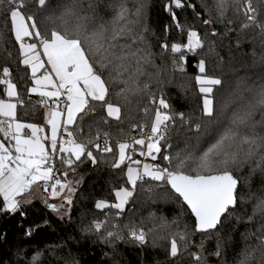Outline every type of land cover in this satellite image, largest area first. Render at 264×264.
<instances>
[{"label":"snow or ice","instance_id":"obj_1","mask_svg":"<svg viewBox=\"0 0 264 264\" xmlns=\"http://www.w3.org/2000/svg\"><path fill=\"white\" fill-rule=\"evenodd\" d=\"M35 3L42 14L39 20L36 15L20 10L23 0H0V4L8 6L5 16L18 45L20 63L30 69L34 86L29 87L28 92L37 94L41 103L50 100L55 107L51 109L47 121L50 136L40 135L44 129L36 124L20 122L17 106H22L25 101L18 96L10 68L5 66L0 69V85L6 86L3 91L8 97L7 100L0 99V135L3 137L0 140V212L19 211L22 201L18 197L40 182H43L44 191L51 187V194L55 197L68 187L61 176L66 178L69 170L74 171L75 162L82 163L84 159L95 165L98 163L95 152H99L101 156L113 154V168L126 166V184L131 188L120 187L114 193L115 203L99 201L95 205L97 209L114 208L118 219L138 182L147 178L159 182L155 187L167 185L170 192L190 208L196 218L197 231L208 233L216 229L222 223V217L230 214L238 204L239 181L229 166L247 160H256L257 166L264 164V85L255 90L237 85L236 91L218 106L217 93L223 89L224 82L210 76L206 61L200 59L197 65L200 75L195 80L202 95L201 113L208 118L206 121L193 126L183 113L171 112V105L165 99L148 92L150 103L155 106L150 131L145 132L149 125H140L139 137L117 141L115 146L109 143L107 133H104L103 144L96 142L100 140L99 128L95 138L91 133L87 139L78 137L77 134L82 131L81 122L95 111L97 105L105 109L108 117L120 120L121 108L111 102L110 83L123 85L117 95L125 99L128 94L135 95L148 89V83L142 82L140 77L145 74L143 65L148 62L151 53L141 47L142 33L134 27L138 19H130V16L139 18L140 10L129 12L121 3L119 8L114 9L110 22L97 24L89 23V17L76 0H67L58 16H48L47 19L43 18V14L52 0H35ZM232 3L239 4V0H232ZM228 6L229 0H216L214 7L220 19L225 17ZM185 7L194 6L186 0H170L166 10L171 13L181 35H186L187 43L174 42L161 46L172 53H180V60L184 63L187 62L185 53L198 55L197 49L204 47L198 32H185L179 22L175 9ZM244 15L246 22L242 27H255L264 37V21L258 20L250 0ZM202 23L210 24L212 21L203 20ZM212 34L216 35L215 32ZM173 66L184 70L175 60ZM245 91L250 95L246 96ZM257 111L259 121L253 119ZM144 112L147 114L149 108L145 107ZM177 118L181 125L187 126L188 131L195 133L189 139H195L196 145L172 154L169 151L172 145L167 142L166 134L176 125ZM88 127L91 129L93 125ZM25 130H29L30 134ZM4 141H7V146ZM44 141L49 142L47 147ZM136 152L152 161L163 160L167 166L144 163L141 167V160L133 159ZM56 159L65 166L62 173L55 167ZM126 161L130 163L126 164ZM151 192L152 188H149ZM65 199L69 204L72 202L71 197ZM51 207L55 209V205ZM256 211L264 212V199L260 200L254 214ZM123 228L127 229L131 240L139 244L146 242L147 232L143 227L129 223ZM88 230L99 233L108 243L112 239L125 238L116 220L108 218L93 221ZM259 240L258 249H245L238 264H249L257 250L264 258V236ZM181 244L187 250L186 234H172L170 256L175 258L180 254ZM190 255L195 264H204L201 252ZM215 255L219 256L220 252ZM66 264L73 262L66 261Z\"/></svg>","mask_w":264,"mask_h":264},{"label":"trees","instance_id":"obj_2","mask_svg":"<svg viewBox=\"0 0 264 264\" xmlns=\"http://www.w3.org/2000/svg\"><path fill=\"white\" fill-rule=\"evenodd\" d=\"M76 2L89 17V23L97 24L110 22L114 17V9L119 8L121 3L129 12L134 13L139 9V18L130 16V19H138L134 27L142 33L141 47L151 53L148 62L143 65L145 74L140 77L142 82L148 83L147 91L128 94L125 99L117 95L123 85L110 83L111 102L121 108L120 120L108 117L105 109L97 105L95 111L81 122L82 131L77 134L78 137L87 139L91 133L95 138L97 128L100 130V140L96 142L101 144L104 133L108 134L109 143L113 146L117 141L130 139L132 135L139 137V126L149 125L146 132L154 119L155 106L150 103L148 92L165 99L171 105V112L183 113L193 126L206 121L208 118L201 113L202 95L195 80L200 59L206 61L210 76L224 82L223 89L217 93L218 106L236 91L237 85L253 90L264 85V37L255 27H242L246 22L244 9L249 0H239V4L229 0L223 19L219 18L215 10L216 0H186L194 7L175 9L179 22L185 26V32L194 29L204 44L202 49H197L198 55L185 53L186 63L180 60V53H172L170 49L161 47L174 42L187 43L186 35H181L171 13L166 10L170 0ZM250 2L256 9L258 20L264 21V0ZM65 3L67 0H52L43 18L58 16ZM7 7L6 4H0V69L5 66L10 68L19 98L25 101L18 107V120L42 125L45 110L41 98L28 92V88L33 86L30 69L20 63L18 45L14 42L10 22L5 16ZM20 10L25 14L36 15L38 20L42 18L35 0H23ZM203 20H211L212 23L204 24ZM173 60L184 70L174 67ZM5 87L0 85V99L6 98L3 91ZM245 95L250 93L245 91ZM145 107L149 108L147 114L144 112ZM253 119L260 120L259 111ZM89 124L93 125L91 129ZM166 135L167 142L172 145L169 150L172 154L196 145L195 139H189L195 133L188 131L186 125H181L178 118L176 125ZM96 156L98 163L95 165L84 159L82 163L75 162L73 165L75 174L69 170L67 177L76 175L79 179L83 178L81 187L76 188L69 216H56L41 200L21 207L14 213L0 212V264H66V261L73 264H195L190 255L192 252H201L204 264H238L245 249H258L259 237L264 236V212L256 211L254 214L259 203L257 201L248 206H244L243 202L254 195L257 199H264V164L257 166L256 160H247L229 166L240 182L238 205L223 218L216 230L202 233L196 230L195 219L188 208L170 192L168 186L155 187L159 182L147 178L143 183H138L134 196L118 219L114 208L97 209L95 205L100 200L115 203V191L127 184L125 170L111 166L114 159L107 163L99 160L113 158V154L101 156V153L96 152ZM138 157L136 153L133 154V159ZM55 162L56 169L62 173L65 166L57 159ZM157 162L167 166L163 160L158 159ZM67 177L61 176V179L67 180ZM149 188H152L151 193ZM105 218L116 220L124 239H112L108 243L99 233L88 230L93 221ZM129 223L139 225L147 232L144 244L128 238L123 225ZM176 232L186 234L187 250L181 244V252L174 258L169 254V241ZM217 251L220 252L219 256L215 255ZM249 264H264L259 250Z\"/></svg>","mask_w":264,"mask_h":264},{"label":"rangeland","instance_id":"obj_3","mask_svg":"<svg viewBox=\"0 0 264 264\" xmlns=\"http://www.w3.org/2000/svg\"><path fill=\"white\" fill-rule=\"evenodd\" d=\"M185 27V26H184ZM187 29V28H186ZM189 29H187L188 31ZM190 30H194V29H190ZM198 75H200V73H198ZM18 92V90H17ZM18 96H19V93H18ZM8 97L6 95V98L5 100H7ZM13 102H15V99L13 100ZM19 105L17 106V113H18V108ZM113 118V117H112ZM18 119V118H17ZM20 121V120H19ZM22 123H27V122H23V121H20ZM38 127H41L44 129V132L41 133L40 135H46V130H45V127L44 126H41L40 124H36ZM150 131V129L146 130V132ZM26 133L30 134V131L29 130H25ZM133 136V135H132ZM132 138V137H131ZM3 137L2 135H0V140H2ZM4 143L6 144L7 146V141H4ZM14 143V142H13ZM46 147L48 146L47 145V141H44ZM138 149V148H137ZM96 154V152H95ZM136 155L138 156V152H136ZM74 159V158H73ZM113 160V158H100L99 160L103 161V162H109V160ZM137 159L141 160L142 157L139 156ZM56 161V160H55ZM57 161L59 162L60 160L57 159ZM248 161H254V160H248ZM127 163H130L129 161H126V164ZM145 163H149V164H152V163H157V164H160L158 163L157 161H152L150 158H147L146 162ZM56 164V162H55ZM144 163H141V167ZM162 165V164H161ZM135 167V165H133ZM122 168L125 170V174H126V166H122ZM74 174H75V171H74ZM64 181L65 183H67L68 187H66L63 191H59L57 193V195L55 197L52 196V194L50 193V198H47V195H48V192L47 191H44V188H43V182H40L39 184H36V185H33L31 187V189L29 190V192L25 193L22 197H18V199H20L22 202H21V205H20V208L21 207H24V206H29L31 205L32 203L36 202V201H44L45 204L49 207V209H51L54 214H56V216L60 217V218H64V217H67L69 216L70 212H71V205H72V202L69 204L66 202V197H71V201L73 200L74 198V195L76 193V188L74 187L75 185H78V187L82 185V182H83V178H78L76 175H74L73 177H67V180H62ZM139 183V182H138ZM138 185V184H137ZM124 187H129L131 188L130 185H127V186H124ZM69 188H72L74 189L73 191H69L68 189ZM119 189V188H118ZM117 189V190H118ZM136 191V190H135ZM135 194V192H134ZM133 194V196H134ZM258 197L257 196H251L248 201L244 200L243 204L244 206H248V204L252 203V202H260V199H257ZM100 201H105V200H100ZM130 201V200H129ZM243 201V200H242ZM107 202V201H106ZM115 202H116V199H115ZM109 203V202H108ZM111 204V203H109ZM52 205H55V209H53L51 206ZM127 205H125V208H126ZM255 208V207H254Z\"/></svg>","mask_w":264,"mask_h":264},{"label":"crops","instance_id":"obj_4","mask_svg":"<svg viewBox=\"0 0 264 264\" xmlns=\"http://www.w3.org/2000/svg\"><path fill=\"white\" fill-rule=\"evenodd\" d=\"M42 71H43V69H41V72ZM38 75H39V73H38ZM31 94L34 95V96L39 97L37 94H34V93H31ZM41 105L44 107V110H45L44 124H42L41 126L45 127L46 135L50 136V126L47 124V121H48V119H50V112H51V109H52V102L50 100H46L44 103H41ZM48 143L49 142L47 141V145H48Z\"/></svg>","mask_w":264,"mask_h":264},{"label":"built area","instance_id":"obj_5","mask_svg":"<svg viewBox=\"0 0 264 264\" xmlns=\"http://www.w3.org/2000/svg\"><path fill=\"white\" fill-rule=\"evenodd\" d=\"M53 107H55V105L52 104V108H53ZM132 137H138V136L133 135ZM146 160H147L146 157H142V159H141V163H145ZM145 180H146V179H145ZM145 180H144V181H145ZM144 181H143V182H144ZM143 182H139V183H143ZM47 192H48L47 198H50L51 187H49V190H48Z\"/></svg>","mask_w":264,"mask_h":264},{"label":"water","instance_id":"obj_6","mask_svg":"<svg viewBox=\"0 0 264 264\" xmlns=\"http://www.w3.org/2000/svg\"><path fill=\"white\" fill-rule=\"evenodd\" d=\"M232 174H233V173H232ZM233 175H234V174H233ZM234 177H235V175H234ZM235 178H236V177H235ZM236 179H237V178H236ZM237 180H238V179H237ZM238 181H239V180H238ZM74 187L77 188L78 185H75ZM239 187H240V182H239L238 190H239ZM184 205L187 207L186 204H184ZM237 205H238V204H237ZM236 207H237V206H236ZM236 207H235V208H236ZM187 208H188V207H187ZM235 208L231 209V211L234 210ZM188 210H189L190 213H191L190 208H188ZM191 214H192V213H191ZM226 215H227V214H226ZM226 215H225V216H226ZM192 216H193V218L195 219V222H196V218H195V216H194L193 214H192ZM225 216H224V217H225ZM224 217H222V220H223ZM219 226H220V224L217 226V228H218ZM217 228H216V229H217ZM216 229H214V230H216ZM214 230H211V231H214Z\"/></svg>","mask_w":264,"mask_h":264}]
</instances>
